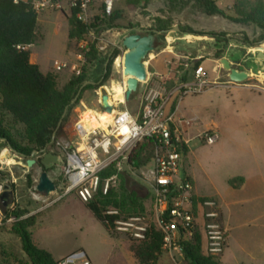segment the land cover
Instances as JSON below:
<instances>
[{
    "label": "rangeland",
    "instance_id": "rangeland-1",
    "mask_svg": "<svg viewBox=\"0 0 264 264\" xmlns=\"http://www.w3.org/2000/svg\"><path fill=\"white\" fill-rule=\"evenodd\" d=\"M57 2L58 0H54V4ZM216 3L225 11L227 17L206 16L194 7L192 3L183 7L179 4L171 5L167 0H150L147 6H143V3L135 6L129 4L127 0H120L115 7L119 17L111 27L105 28L100 34V38L108 43L105 45L107 46L105 51L100 54V59L97 63L93 67L88 68L90 80L92 82L101 81L103 70L108 64V56L117 48L118 39L121 35L128 34L131 31L142 35L157 32L159 35V47L157 46L146 59L147 70L149 67L152 68L150 60L155 59L157 52H163L160 59L161 62H158L157 65L162 67V69L164 67L171 69L170 72L174 73L179 80H182L187 72L185 64L190 63L195 56L200 57L206 78L209 80V75L215 76L213 81L215 85H211V88L218 86L216 84L229 80V72L224 70L219 62L221 58H229L235 68L242 67L250 71L248 64L250 52H256L264 48V37H262V32L259 29L254 28L250 24L242 23L238 12L243 9L249 10L259 3L264 4V0H216ZM68 18L69 16L63 7H49L46 11H42L39 16L38 34L42 37V40L31 47L30 52L32 59L39 62L43 70L56 66L70 57L69 53L71 51L69 48L71 46L68 48L67 44V30L69 31L70 29ZM157 19L168 21L169 30L159 32L156 28ZM181 28H190L194 33H184ZM119 47L120 53L114 61L109 81L100 89L89 90L83 94L82 100L72 111V114L76 116L75 121H77L79 114L84 110L97 111L103 114L101 108L102 95L108 94L112 96L115 86L122 85L125 78L122 74L123 68L120 62L121 58L124 59L126 51L122 49L121 45ZM216 53H220L221 58L214 59ZM211 65L213 67L210 68ZM146 81H148L147 78L140 83L144 84ZM245 85L252 89H261L263 91L264 77L255 75L247 80ZM163 86H165V92L167 93L173 88L169 84H163ZM242 93L246 94L247 92L242 90L240 94ZM214 96H220L224 100L229 99L227 90L220 87L213 92H207L199 98L187 96L184 98V104H193V102L202 97ZM143 102L145 103L146 99L138 89L132 94L129 101L124 99V104L119 105L118 110L121 111L127 107L132 114L136 115L140 112ZM177 104V99L172 100L170 108L174 109ZM4 119L6 123L11 121V118L6 115ZM12 128L17 138L22 141L23 127L14 125ZM55 137L57 139L59 137L60 140L65 139V142L73 139V135L63 132L56 133ZM191 150L192 154L188 160L190 164L189 171L194 177L196 185L205 194L212 190L213 184L218 187L220 192H225V189L229 186L226 177L231 176L229 173L232 165L229 160L232 148L227 146L223 149V152H220L214 146L193 143ZM5 155L14 161L11 164L4 163L6 161ZM38 157L37 155L34 159ZM27 159L16 153H12V155L7 151L0 153V160L6 165L5 167H0L1 184L9 186L7 193L8 202H4V198L0 201V210L2 212V215H0V264H31L22 248L20 238L9 232L14 222H7L5 215L6 211L13 212L16 209L31 210L44 205L42 201L35 200L31 195L33 178H37L42 169L37 165L28 169ZM124 173V176L120 177L117 186L112 189H117L121 178H125L133 188L139 190V195L143 197L146 195L150 196L144 187L146 184L137 177V171H125ZM28 176L31 177V183H29ZM4 192L5 190L2 193ZM57 196L58 194H51L46 197V201L52 198L56 199ZM16 198L20 199L19 203L16 202ZM150 199L151 197L144 200L145 210L140 214V216L145 218L148 225V233L152 227L158 230L157 218ZM53 205L56 206L48 209ZM53 205L46 207L44 212L41 211L37 224L31 228V232L38 246L52 254L55 260L60 261L73 253L83 251L92 264H139L134 254L130 251L131 242L133 241L137 244L139 242L130 236V232L114 229L115 233L113 236L116 239H113L85 205L73 202L68 203L65 198L55 202V204L53 203ZM107 210L115 209L108 208ZM116 211L121 216V220L127 221V219H130V217L126 219V215L122 214L120 210ZM25 216L24 218H27L30 215L27 214ZM182 260V264H184L185 260L183 257ZM159 264H171V261L165 259L162 253Z\"/></svg>",
    "mask_w": 264,
    "mask_h": 264
},
{
    "label": "built area",
    "instance_id": "built-area-1",
    "mask_svg": "<svg viewBox=\"0 0 264 264\" xmlns=\"http://www.w3.org/2000/svg\"><path fill=\"white\" fill-rule=\"evenodd\" d=\"M14 1L17 3L19 0ZM119 1L58 0L54 4V0H34L32 5L38 13L49 7H63L66 14L71 16L72 11L76 10L77 19L89 25L95 20L111 19ZM103 30L99 33L91 30L84 38L73 40V59L58 63L54 71L80 75L87 66V55L92 45L99 54L105 51L108 42L100 38ZM119 45L117 42L116 47L120 48ZM188 66L185 64L186 68ZM209 85L204 68L200 65L191 82L180 80L169 93L164 91L144 96L146 102L136 115L126 108L118 110L121 104L112 102L115 111L112 122L93 127L88 124V111H82L73 124V139L56 141L54 133L53 141L46 147L60 157V164L48 172L56 185L52 194H58L57 198L46 201V197L37 192L39 178L33 180L32 197L44 203L43 209L73 193L87 204L99 193L108 195L125 171H137V177L146 184L144 187L152 199L157 229L162 236V251L171 264H182V244L190 241L196 233L202 237L205 255L217 257L223 254L228 244V232L221 219L219 202L212 198H199L194 192L193 181L182 171L191 145L212 146L217 143L219 134L205 129L197 118L180 117L176 107L170 108L172 100L177 99L180 104L185 97L200 94ZM149 139L155 142L152 159L143 168L135 170L129 163L130 156L139 144ZM39 156L41 158L42 154ZM111 168L113 173L103 178L102 174ZM3 191L4 185L0 183V194ZM106 214L118 215V211L107 210ZM6 220L15 222L16 219L11 217ZM114 225L116 230L130 232V236L139 243L146 239L148 225L140 215L127 221L117 219ZM59 264L92 262L85 252L78 251L60 260Z\"/></svg>",
    "mask_w": 264,
    "mask_h": 264
},
{
    "label": "trees",
    "instance_id": "trees-1",
    "mask_svg": "<svg viewBox=\"0 0 264 264\" xmlns=\"http://www.w3.org/2000/svg\"><path fill=\"white\" fill-rule=\"evenodd\" d=\"M33 0L17 3L14 0H0V139L7 140L20 154L29 158L34 150L45 149L52 141L54 133L62 127L71 115L73 109L80 103L82 96L89 90H98L110 79L112 67L120 50L116 48L108 56V64L103 70L100 82H92L88 76V68L93 67L100 59L95 45L87 55V66L80 75H72L70 81L59 88L57 76L54 73H42L39 66L31 63V52L27 46L34 45L39 40V13L32 5ZM171 5L186 6L192 3L206 16L227 17L216 3V0H167ZM129 4L147 6L150 0H127ZM76 10L72 11L68 22L69 41L84 38L89 31L96 33L109 28L119 17L114 12L109 20H95L89 25L82 24L76 17ZM241 22L250 24L259 29L264 37V4L259 3L249 10H240ZM157 30L166 32L170 26L168 21L157 19ZM184 33H194L190 28H181ZM160 43L156 45L159 47ZM70 46V43H69ZM221 58L216 53L214 59ZM200 60H192L183 81H192L197 68L202 64ZM87 82H91L83 87ZM11 118V123H6L4 116ZM23 127L22 141L13 132L12 126ZM24 142V144H23ZM155 142L151 139L139 144L132 152L129 163L139 170L146 166L154 154ZM43 169V166L39 164ZM113 173L109 169L102 174L105 178ZM1 174V173H0ZM123 177V176H121ZM29 183L31 177L28 176ZM236 180L230 185L236 187ZM150 196L139 195V190L133 188L128 180L121 178L117 189H111L108 195L99 193L92 201L87 203L93 216L103 225L108 234L113 238L114 223L120 215H107L108 208L120 210L126 219L140 215L144 212V200ZM152 200V199H150ZM151 202V201H150ZM29 214L26 209L6 211V218H15L9 232L17 235L25 254L31 264H59L46 250L40 249L33 241L31 228L37 224L36 216L22 218ZM184 264H223L216 256H208L203 252L202 237L196 233L192 239L182 244ZM130 251L134 254L139 264H159L162 257V236L160 231L152 227L147 234V239L137 244L131 242Z\"/></svg>",
    "mask_w": 264,
    "mask_h": 264
},
{
    "label": "crops",
    "instance_id": "crops-1",
    "mask_svg": "<svg viewBox=\"0 0 264 264\" xmlns=\"http://www.w3.org/2000/svg\"><path fill=\"white\" fill-rule=\"evenodd\" d=\"M41 13L42 11H39V16ZM41 38L39 36L38 42L42 40ZM67 44L71 53H69L70 57L64 61L73 59L72 42L69 41L68 30ZM34 45L27 46L26 49L30 51V48ZM162 53L157 52L155 59L150 60L152 68L149 67L147 70L148 81L144 84L139 83L138 89L143 96L150 93H162L165 91L163 84L174 86L180 81L174 73L170 72L171 69L165 67L162 69V67L157 65L158 62H161ZM30 60L31 63L39 66L42 73H54L57 76L59 88H63L72 77L69 71L55 72V66L43 70L39 62L32 59V57H30ZM192 60H200V57L195 56ZM209 77L211 79H209L210 85L200 95L189 96L199 98L207 92H213L221 87L227 90L229 99L224 100L220 96L202 97L198 99L201 101L194 99L196 101L189 105H185L183 100L180 104H177L176 113L180 117L197 118L205 129L216 131L219 134V139L212 146L216 147L218 151L223 152V149L227 146L232 148L229 160L232 165V167L229 165L231 168L229 174L231 176L226 177L229 186L225 189V192H220L214 184L212 185V190L207 194L201 191L189 171L190 164L188 160L192 154L191 147L184 158L182 171L193 181L194 192L199 198H212L219 202L222 214L221 219L228 232L227 248L223 254L217 256L219 261L223 264H264V90L262 91L260 88L261 91L255 90L245 84L233 83L230 80L216 84L218 86L211 88V85H215L213 83L215 76L209 75ZM242 90L247 93L240 94ZM125 108L127 109V107ZM75 118L76 116L71 113L67 121L55 134L63 132L72 135ZM96 122L93 121V123ZM54 139L65 142V139L60 140L59 137ZM39 157L37 158L38 161L40 160ZM7 163L11 164L12 161ZM36 165L39 166V163ZM51 170L52 168L48 172H51ZM40 173L33 180L38 179ZM210 179L212 178L210 177ZM235 179H237L235 184L238 186L233 187L230 185V181ZM2 198H4L5 202H8V195ZM16 199V202L19 203L20 199ZM65 199L68 200V203L73 202L87 207V204L83 203L74 193L68 195ZM36 204L38 205L37 202ZM54 206L56 205L48 209ZM42 207L26 210L29 211L30 216H36L38 220L39 215L45 211V208L43 209ZM200 223H202V218H200ZM110 237L113 238L112 236ZM34 243L38 246L35 241ZM164 258L169 260L165 254Z\"/></svg>",
    "mask_w": 264,
    "mask_h": 264
},
{
    "label": "water",
    "instance_id": "water-1",
    "mask_svg": "<svg viewBox=\"0 0 264 264\" xmlns=\"http://www.w3.org/2000/svg\"><path fill=\"white\" fill-rule=\"evenodd\" d=\"M158 41L159 35L157 32L142 35L141 33L134 31L124 35V37L118 41V44H120L122 49L126 51L123 59V65L130 75L126 82L125 101H129L132 94L138 90L139 83L146 80V59L156 48ZM219 62L222 64L224 70L229 72V80L233 83L245 84L247 80L255 75L264 77V48L256 52H250V56L248 58V64L251 69L250 71H247L242 67L235 68L233 66V62L227 57L221 58ZM89 83L91 82L85 83L83 87ZM109 101L110 97L108 94L102 95L101 108L103 110V114L113 113V106L109 103ZM4 151L11 153V155L12 153H16L25 157L24 155L18 153L7 140L0 139V153ZM41 154L42 157L39 161L34 159L35 156H39ZM4 158L7 159V157ZM4 163L0 160V167H5L6 165ZM38 163L43 166V171L40 173L36 190L42 196L49 197L53 192H55L56 185L49 177L48 170L60 164V157L58 154L47 150V148L41 151L34 150L30 158L27 159L26 164L28 169H31ZM4 190L5 192L3 193V197L7 196L9 186L4 185Z\"/></svg>",
    "mask_w": 264,
    "mask_h": 264
},
{
    "label": "bare ground",
    "instance_id": "bare-ground-1",
    "mask_svg": "<svg viewBox=\"0 0 264 264\" xmlns=\"http://www.w3.org/2000/svg\"><path fill=\"white\" fill-rule=\"evenodd\" d=\"M120 63H121V67L123 68L122 74L124 75L125 79H123L122 85L115 86L113 94L110 97L111 98L110 99L111 101H109L110 104H112V102L122 104L124 102V99H125L126 82L130 76H129L128 72L126 71V69L124 68L123 58H121ZM114 113H115V111H113L112 114H101V113H98L96 111H92V112L88 111L87 112V117L89 118L88 124L91 126H95V127L110 124L112 122ZM97 115H98V117H96ZM92 121H97V122L93 123ZM5 157H7V156L5 155ZM9 161H14V160L12 158H7L5 163L8 164L7 162H9Z\"/></svg>",
    "mask_w": 264,
    "mask_h": 264
},
{
    "label": "flooded vegetation",
    "instance_id": "flooded-vegetation-1",
    "mask_svg": "<svg viewBox=\"0 0 264 264\" xmlns=\"http://www.w3.org/2000/svg\"><path fill=\"white\" fill-rule=\"evenodd\" d=\"M238 67H240V66H238ZM3 197V194H0V199ZM5 202V201H4Z\"/></svg>",
    "mask_w": 264,
    "mask_h": 264
}]
</instances>
